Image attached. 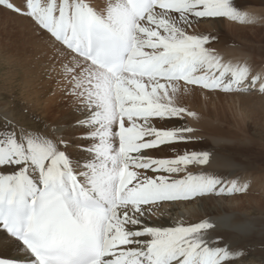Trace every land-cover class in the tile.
<instances>
[{"label": "snow or ice", "instance_id": "1", "mask_svg": "<svg viewBox=\"0 0 264 264\" xmlns=\"http://www.w3.org/2000/svg\"><path fill=\"white\" fill-rule=\"evenodd\" d=\"M0 11L28 21L39 74L65 105L47 121L0 103V264H237L253 225L159 210L247 192L224 146L178 122L200 118L180 102L190 91L264 99V66L225 60L219 34L199 30L257 19L239 0H0Z\"/></svg>", "mask_w": 264, "mask_h": 264}, {"label": "rangeland", "instance_id": "2", "mask_svg": "<svg viewBox=\"0 0 264 264\" xmlns=\"http://www.w3.org/2000/svg\"><path fill=\"white\" fill-rule=\"evenodd\" d=\"M255 1L239 0L240 9L257 19L255 24L242 26L223 21L215 28L202 24L199 30L219 34L214 47L225 60L248 59L261 67L264 66V0ZM25 21L11 12L0 11V103L7 100L15 106L14 111L27 108L30 115L56 121L64 115V101L50 94V84L39 74L36 55L40 45ZM180 102L200 118L178 123L195 126L203 146L222 144L226 154L237 163L241 181L249 184L246 193L235 194L228 200L241 205L242 209L238 210L247 215L264 216V189L258 190L264 186V99L190 91ZM246 252V259L264 263V239L257 249L247 247Z\"/></svg>", "mask_w": 264, "mask_h": 264}, {"label": "bare ground", "instance_id": "3", "mask_svg": "<svg viewBox=\"0 0 264 264\" xmlns=\"http://www.w3.org/2000/svg\"><path fill=\"white\" fill-rule=\"evenodd\" d=\"M262 1L263 0H257L255 2L262 3ZM25 23H27V21H25ZM214 167H216L215 164ZM217 171L219 172V174L222 175H229V176L232 175L231 170L223 167H217ZM241 182H244V180L242 179ZM263 189L264 186L260 187L258 190L262 192ZM261 202H262L261 199L258 200L259 204H261ZM206 209L214 212L216 215H221L222 213L230 214L232 217L235 218L236 223H249L253 225V230L250 231V233L247 236L239 238L240 247L245 252V255H243L237 261V264H264L257 259L256 260L252 258L246 259L245 257L247 254L246 252L247 247H252L253 249H257L259 247L260 241L264 239V222H263L264 216L254 217L247 215L245 212L238 210V209H242L241 205L232 204L228 199L205 202L202 206H198L196 204L178 203L172 207L165 206L161 208L159 210V213L162 214L163 219H170V220L183 219L186 222H196L197 218L201 217ZM8 254L9 253H5V255Z\"/></svg>", "mask_w": 264, "mask_h": 264}]
</instances>
